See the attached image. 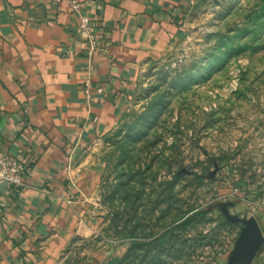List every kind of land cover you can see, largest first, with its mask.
Returning <instances> with one entry per match:
<instances>
[{
  "label": "rangeland",
  "instance_id": "374dc122",
  "mask_svg": "<svg viewBox=\"0 0 264 264\" xmlns=\"http://www.w3.org/2000/svg\"><path fill=\"white\" fill-rule=\"evenodd\" d=\"M180 26L94 148L58 264H264V0H192Z\"/></svg>",
  "mask_w": 264,
  "mask_h": 264
},
{
  "label": "crops",
  "instance_id": "0c3cea01",
  "mask_svg": "<svg viewBox=\"0 0 264 264\" xmlns=\"http://www.w3.org/2000/svg\"><path fill=\"white\" fill-rule=\"evenodd\" d=\"M78 1L106 43L92 56L69 0H0V156L30 166L23 187L0 184V264H58L80 231L94 148L131 106L138 75L172 51L192 3ZM258 214L264 240L262 194Z\"/></svg>",
  "mask_w": 264,
  "mask_h": 264
},
{
  "label": "built area",
  "instance_id": "2783aa9c",
  "mask_svg": "<svg viewBox=\"0 0 264 264\" xmlns=\"http://www.w3.org/2000/svg\"><path fill=\"white\" fill-rule=\"evenodd\" d=\"M65 0H51L53 3H60ZM72 11L81 15L82 21L80 24V31L84 35L87 42L86 55L92 56L100 51L106 43H104L100 36L95 32V27L98 24V17H89L81 14L82 4L78 0H69ZM86 87L91 88V82H86ZM97 92H102L101 87L96 88ZM30 166L20 158L13 155L0 156V184L6 183L13 189H19L24 185V178L29 172Z\"/></svg>",
  "mask_w": 264,
  "mask_h": 264
},
{
  "label": "trees",
  "instance_id": "16d2710c",
  "mask_svg": "<svg viewBox=\"0 0 264 264\" xmlns=\"http://www.w3.org/2000/svg\"><path fill=\"white\" fill-rule=\"evenodd\" d=\"M130 179L131 178L128 177V179H126L124 181H120L116 185L117 187H116V190L114 191L115 193H114V196L112 198H114L115 195H116L117 198H120V199L126 200V201L128 200V198L130 197V194L132 192V188L130 186ZM186 213H183V215L186 214ZM177 215L178 214H174L173 218L171 219V220H173V222H175L176 217H178Z\"/></svg>",
  "mask_w": 264,
  "mask_h": 264
}]
</instances>
